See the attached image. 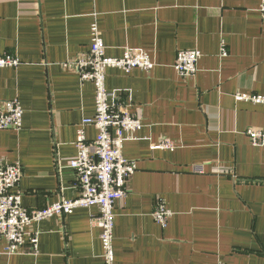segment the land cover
Here are the masks:
<instances>
[{"label":"crops","instance_id":"crops-1","mask_svg":"<svg viewBox=\"0 0 264 264\" xmlns=\"http://www.w3.org/2000/svg\"><path fill=\"white\" fill-rule=\"evenodd\" d=\"M259 0H0V53L19 61L0 69V103L17 99L22 129L0 131V162L19 163L26 209L78 197L68 162L83 119L94 115V88L64 67L86 53L96 21L105 56L144 50L148 72L107 69L110 104L127 107L141 129L123 145L136 171L114 205L115 264H264V107L237 93L264 95V23ZM224 46L226 55H221ZM197 50L193 77L180 78L178 51ZM85 128L88 142L96 137ZM169 140L173 151L151 150ZM55 141L58 145L55 146ZM200 169L199 172H193ZM172 213L161 228L156 201ZM97 209L33 223L28 243L0 264H103ZM27 239V237H26Z\"/></svg>","mask_w":264,"mask_h":264},{"label":"built area","instance_id":"built-area-1","mask_svg":"<svg viewBox=\"0 0 264 264\" xmlns=\"http://www.w3.org/2000/svg\"><path fill=\"white\" fill-rule=\"evenodd\" d=\"M260 20L264 23V0H259L257 8ZM91 44L89 50L64 67L76 71L81 83H91L94 88V115L83 119L76 132L75 157L68 162V167L75 172L79 195L72 200H63L43 209H26L21 203L18 186L22 179L19 163L3 164L0 162V239L6 242L5 254L15 255L28 243L36 254L38 234L28 232L33 223L52 217L65 218L76 209H97V215L91 218V225L100 230L103 264H115L113 246L114 205L126 195V183L135 173V163L123 156V145L133 139L141 129L140 118L129 113L127 107L110 104V95L106 91L105 78L107 69H118L125 74L133 70L150 72L155 63L149 53L138 49H125L119 58L105 56L101 34L94 20L90 26ZM221 55L225 56L224 46ZM197 50L178 51L174 61V71L180 78H190L197 72L200 58ZM19 61L0 53V69L15 68ZM237 102H250L264 107V95H246L237 93ZM23 110L17 99L0 103V131L18 133L22 129ZM93 127L97 134L88 142L85 128ZM254 147H264V131L248 130L246 132ZM55 146L58 142L55 141ZM175 149L174 143L163 140L152 145L151 150ZM200 169L195 170L199 172ZM172 213L158 199L152 213L153 220L165 228ZM27 237V239H26Z\"/></svg>","mask_w":264,"mask_h":264}]
</instances>
